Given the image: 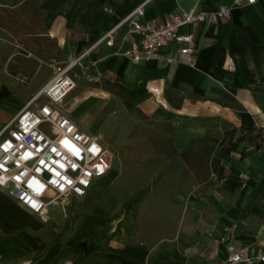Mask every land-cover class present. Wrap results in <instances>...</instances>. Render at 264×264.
<instances>
[{"label": "crops", "instance_id": "0c3cea01", "mask_svg": "<svg viewBox=\"0 0 264 264\" xmlns=\"http://www.w3.org/2000/svg\"><path fill=\"white\" fill-rule=\"evenodd\" d=\"M141 1L35 0L43 12L41 31L36 21L30 22L14 37L23 54L6 56L5 35L0 37V129L51 78L43 73V81L32 88L41 66L31 52L66 62L95 44ZM231 2L150 0L140 19L164 17L176 9L215 11ZM178 32L195 34L193 65L183 57L135 64L122 54L126 40H116L114 46L101 41L82 59L95 73H87L94 81L93 92L73 88L64 101L79 127L97 136L108 151L111 145L126 157L138 154L149 172L116 171L109 151L110 170L93 180L85 196H70L63 206L50 204L44 215L30 212L0 187L1 263L220 264L226 248L215 238L225 228L235 244L248 246L252 253L264 247V149L247 148L243 157V143L230 155L218 150L215 156L224 177L204 193L199 187L211 176L200 184H168L167 175L183 167L190 170L181 162L160 175L193 138L219 137L241 121L264 128V1L232 6L228 19L184 25ZM39 39L55 45L56 55L37 51ZM175 47L166 46L161 52L172 54ZM7 66L13 68L10 73ZM17 76L28 82H19ZM107 82L116 83V88L108 90ZM118 98L130 100L141 116L157 121L164 139H129L126 127L120 133L116 126L103 130L96 125L95 116L108 115L112 99ZM154 177L165 184L152 186ZM154 193L163 197H146ZM52 223L65 226L49 234L46 229Z\"/></svg>", "mask_w": 264, "mask_h": 264}, {"label": "built area", "instance_id": "2783aa9c", "mask_svg": "<svg viewBox=\"0 0 264 264\" xmlns=\"http://www.w3.org/2000/svg\"><path fill=\"white\" fill-rule=\"evenodd\" d=\"M149 1L142 0L80 55L63 63L53 62L52 77L0 129V187L30 212L44 215L50 204L63 206L70 196H85L93 180L111 168L110 152L97 136L79 127L63 107L64 99L75 87L76 70L84 72L88 68L82 59L91 49L101 41L114 46L116 40H126L128 47L122 54L135 64L151 59L173 62L183 57L185 63L193 65L195 34H180V27L228 19L232 6L259 0H232L231 6L215 11L176 9L164 17L142 21ZM103 11L111 12L108 7ZM172 45L176 46L173 53L163 55L162 48ZM18 80L28 82L24 76ZM215 241L226 248L220 264L264 263V247L252 253L248 246L235 244L227 228Z\"/></svg>", "mask_w": 264, "mask_h": 264}, {"label": "rangeland", "instance_id": "374dc122", "mask_svg": "<svg viewBox=\"0 0 264 264\" xmlns=\"http://www.w3.org/2000/svg\"><path fill=\"white\" fill-rule=\"evenodd\" d=\"M32 1L34 3L33 2L29 3L26 2L25 0H0V37L2 34L5 35L6 56L13 55L14 53L19 52L20 49H18V46H16L14 37H17V35H19L21 32L28 29L30 22L33 25V22L36 21L38 23L39 32L41 31V21L43 19V12L39 11V7L36 6L37 3H35V0ZM29 12H31L32 16H29ZM2 29H4L5 31ZM38 38H43V37H38ZM40 40H41V45L38 44L37 51L40 52V50L44 51L46 49L49 53L53 52L54 55H56L57 50L55 45L46 43V41L43 39H39L38 42H40ZM19 53L23 54V51H20ZM31 53L33 56H36L39 59L38 64L41 66L40 73L32 86V88L34 89L35 87L39 86V84L43 81V78H45L46 75L52 77L53 70L50 65L53 63V61L55 62L59 60L58 59L49 60V58L44 57L38 52H36V54L34 52ZM22 54L21 55L16 54L15 56H20L23 58ZM5 69H7L9 73L13 70L11 66H7ZM43 73L45 74V77L42 76ZM17 78L19 79L20 76H17ZM74 79H75L74 88L76 90H84V93H88V91L93 92L94 81L90 76H87V72L83 74L82 71L76 70V77ZM39 101H45V99L40 98ZM112 101H114V104L109 109L108 115L99 116L97 114L95 116V118L97 117V120L95 121L96 125H101L103 130H108L113 126H116V128L119 129L120 133L122 129L126 127L130 130L129 136H127L129 139H136V140L139 139L143 141H157V142L164 139V135H162V133L158 128L157 121L144 118L134 108L129 109V107L126 104L127 101L124 98L112 99ZM63 107H64V102H63ZM95 118L92 119L94 120ZM108 149L112 153V167L116 171L118 172L141 171L142 174H146L149 172L147 168V164L140 162V158L138 154L133 155L131 153V155L126 157L124 154L118 153L117 150H115L111 145L110 146L108 145ZM146 149H148V147ZM161 163L162 160H159L158 166H160ZM155 177L152 179V186L155 185L161 186L165 184V182L163 183L161 181L162 179H160L159 177H157V180H155ZM142 180L145 181V179ZM166 180L167 182H169L168 184H170L171 186L173 185L177 186L181 184L189 186L190 184H196V182L199 184L201 183L199 180H196V178H194L193 173H191V171L185 167L175 172H172L170 175H167ZM147 185L149 184L147 183ZM211 187L212 184L210 181L204 183L203 185H200L199 190L202 193H204L205 190ZM146 197L161 198L163 197V195L154 193L153 196L147 195ZM64 226H65L64 223L58 225L52 223L47 226L46 232L49 234H54L58 230L63 229Z\"/></svg>", "mask_w": 264, "mask_h": 264}, {"label": "trees", "instance_id": "16d2710c", "mask_svg": "<svg viewBox=\"0 0 264 264\" xmlns=\"http://www.w3.org/2000/svg\"><path fill=\"white\" fill-rule=\"evenodd\" d=\"M25 1L29 3L33 2L32 0ZM39 11L42 10L39 9ZM86 72L91 75L95 74L90 71L89 67L86 69ZM116 86V83L110 84L109 82L105 85L110 91H113ZM126 101L129 109H132L133 105L130 100L126 99ZM240 143L244 144L241 157L244 156V150L247 148L252 147L256 151L264 149V128L248 125L244 121H241L239 127L224 131L219 137L207 134L202 137L193 138L181 152L177 153L175 160L173 159L165 165L163 170L160 171V175H164L173 167H177L179 162H181L182 165L187 166L193 171L196 178L200 181H207V177L211 176L212 178L207 182L211 181L213 187L224 177L223 167L220 165V160L215 156V153L221 150L224 154L230 155L237 149ZM143 193L142 191L141 195Z\"/></svg>", "mask_w": 264, "mask_h": 264}, {"label": "clouds", "instance_id": "9594fccd", "mask_svg": "<svg viewBox=\"0 0 264 264\" xmlns=\"http://www.w3.org/2000/svg\"><path fill=\"white\" fill-rule=\"evenodd\" d=\"M101 171H102V169H101Z\"/></svg>", "mask_w": 264, "mask_h": 264}]
</instances>
